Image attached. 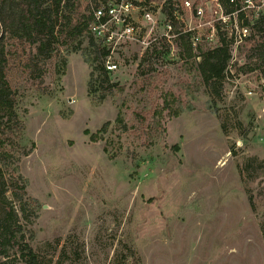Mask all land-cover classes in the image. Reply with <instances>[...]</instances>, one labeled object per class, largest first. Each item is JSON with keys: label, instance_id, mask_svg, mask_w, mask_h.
<instances>
[{"label": "rangeland", "instance_id": "1", "mask_svg": "<svg viewBox=\"0 0 264 264\" xmlns=\"http://www.w3.org/2000/svg\"><path fill=\"white\" fill-rule=\"evenodd\" d=\"M263 41L210 82L187 37L170 54L122 45L92 86L103 58L86 34L43 63L40 87L13 52L7 78L34 148L7 170L36 200L19 218L40 264H264Z\"/></svg>", "mask_w": 264, "mask_h": 264}, {"label": "trees", "instance_id": "2", "mask_svg": "<svg viewBox=\"0 0 264 264\" xmlns=\"http://www.w3.org/2000/svg\"><path fill=\"white\" fill-rule=\"evenodd\" d=\"M90 1L98 3L99 0H89L85 7L81 0H0V264H6L12 255L19 257L23 264H40L41 261L39 253L26 239L19 218V212L25 215L26 205H34L36 200L28 196L22 176L7 170L16 153L26 154L27 147L29 150L34 148V142L25 138L17 107V88L7 78L10 57L15 51H23L21 68L29 76L38 73L37 87L44 80L43 63L67 39L88 35L90 43L97 45L98 58L102 59L107 51L88 30L92 17ZM256 27V33L264 40V20H260ZM189 47L191 52L190 44ZM229 60L230 52L225 45L201 53L198 68L204 81L223 78ZM101 70L108 73L104 62L91 71L90 86L101 76ZM109 124L106 121L91 139H100ZM249 200L253 203L251 196ZM15 205L16 210L5 211Z\"/></svg>", "mask_w": 264, "mask_h": 264}, {"label": "built area", "instance_id": "3", "mask_svg": "<svg viewBox=\"0 0 264 264\" xmlns=\"http://www.w3.org/2000/svg\"><path fill=\"white\" fill-rule=\"evenodd\" d=\"M89 4L88 30L107 51L102 59L107 72L118 68L113 55L126 43L170 54L184 37L198 61L201 45L219 41L228 47L229 62H233L243 43L257 34V23L264 20V0H99Z\"/></svg>", "mask_w": 264, "mask_h": 264}]
</instances>
